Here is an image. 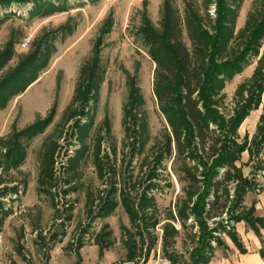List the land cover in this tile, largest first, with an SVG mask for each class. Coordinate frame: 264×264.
<instances>
[{
	"label": "trees",
	"instance_id": "1",
	"mask_svg": "<svg viewBox=\"0 0 264 264\" xmlns=\"http://www.w3.org/2000/svg\"><path fill=\"white\" fill-rule=\"evenodd\" d=\"M244 1L184 0L181 12L173 0H163L160 28H155L147 18L143 20L138 36L155 64L153 93L167 124L161 137L149 148V154L140 160L138 167L144 175L136 178L133 172L126 177L118 174L111 159L116 149L111 154L103 150L106 137L112 136L109 118L102 126L105 135L101 132L90 147L86 144L107 73L101 57L104 39L112 32L115 19L106 22L93 45L91 58L79 69L74 94L61 123L41 148L37 193L50 198L55 209L54 221L60 222L62 228L51 235L48 244L42 238L44 249L50 252L62 244L73 220L74 204L67 203L64 218L57 202L61 182L57 172L60 140L69 126L80 149L74 156L67 154L69 163L65 172L74 171L90 153L98 178L105 186L97 197L87 196L86 216L90 223L77 244L73 240L65 248L77 256V264H82L81 251L90 240L102 254L115 246L116 237L108 223H103L97 233H91L90 228L112 217L120 206L131 223L130 227L126 224L120 227L126 251L122 264H147L158 246L159 228L162 256L169 264H210L217 250L228 249L225 237L234 242L241 254H247L237 232V224L241 222L263 243L259 254L264 260L261 234L264 217L255 215L256 202L250 207L246 204L247 196L257 189L255 176L249 178L244 174L245 167L264 154V0L252 1L244 26L237 29ZM27 4H33L30 18L50 17L68 8V0H0V11H5L0 17V28L14 15L8 12L13 5ZM75 29L71 24L46 33L0 78L1 111L38 81L57 53V43L66 41ZM15 43L10 39L0 50V73L15 59ZM253 65L251 77L238 85L232 102L228 103L227 84ZM128 92L122 109L123 150L130 149L128 166H132L146 151L149 122L144 93L137 79H131ZM261 107L252 140L241 139L240 128ZM55 116L53 107L46 118L23 129L14 123L11 132L0 138V230L12 214L2 200L16 201L22 190L19 185L10 187L15 181H7L5 177L23 166L31 142L45 133ZM244 153L249 155L247 164L243 163ZM167 161H172L173 172L183 187L175 205L163 213L155 192L160 189L159 180ZM255 170L254 175L263 172L264 162L258 163ZM64 183L68 186L70 181ZM72 190L63 194L68 196ZM89 234L92 237L86 241ZM182 235L185 240L180 251L177 245Z\"/></svg>",
	"mask_w": 264,
	"mask_h": 264
},
{
	"label": "rangeland",
	"instance_id": "2",
	"mask_svg": "<svg viewBox=\"0 0 264 264\" xmlns=\"http://www.w3.org/2000/svg\"><path fill=\"white\" fill-rule=\"evenodd\" d=\"M173 1L176 7L183 12L184 0ZM252 1H244L237 29L244 26ZM162 4L163 0H68L66 12L56 13L50 17L34 16L32 18L29 12L33 4L13 5L8 10L14 15L7 18L0 28V50L10 39H14L16 42L15 59L0 73V78L31 51L34 41L46 33L55 32L71 24L75 25L76 29L66 41L57 43V53L38 81L23 95L14 99L5 111L0 110L1 138L11 132L14 123L19 129H23L46 118L51 109L56 107L53 123L44 134L31 142L27 161L18 171L5 177L7 181H15L14 184H10V187L19 185L22 190L19 194L20 198L16 201H11L9 198L2 200L6 203V209L12 210V214L5 219L0 230V264H77L78 262L77 256L67 252L65 248L73 240L77 244V240L90 223L86 216L87 196L92 194L93 197H97L105 186L98 178L90 153L80 160L74 171L65 172L64 168L69 163L67 154L74 156L77 149H80V143L72 137L71 128L66 126L63 138L60 140L61 150L57 164L58 177L61 179L60 187L57 189L60 193L57 202L64 218L67 215L65 212L67 207L74 204L73 220L70 224L67 223V236L63 243L56 245L48 252L42 247L45 243L42 238H45L48 244L51 235L62 231V228L60 222L54 221L55 209L50 198L45 195L39 196L37 193L40 152L45 140L54 134L61 123L63 113L73 97L79 69L91 58L93 45L110 18L115 19L114 27L112 32L105 37L101 52L107 73L101 88L100 101L94 116L95 121L89 131L86 144L90 147L95 136L101 132L105 135L102 126L105 119L109 118L112 124V136L106 137L103 150L105 149L110 154L113 149L117 150L116 155L111 154V159L114 160L120 176L126 177L131 172L134 178L144 175L138 167L140 160L149 154V148L156 139L161 137L167 123L159 111L160 108L153 93L155 64L148 56L147 49L138 36V30L146 18L155 28H160ZM4 14L5 11H0V17ZM25 40H30L27 47L23 46ZM254 68L255 65L245 69L243 73L234 78V81L227 84L225 93L228 103L232 102L238 85L251 77ZM131 79H137L144 93L149 122V142L144 155L136 158L132 166H128L130 149L123 150L125 133L122 126V109L129 93ZM261 114L262 107L247 118L239 130L241 139L252 140ZM243 155V163L247 164L249 155L248 153ZM260 162L261 164L264 162V154L263 158L255 160L244 169L245 176L249 178L255 176L254 183L257 185L256 191L246 198V204L249 207L255 202L264 200V171L254 175L255 167ZM66 180L70 181L68 186L64 183ZM159 183L160 189L155 194L161 211L165 213L182 195L183 184L173 172L172 161L166 162V170ZM67 189L73 190L65 196L63 192ZM67 203L68 206H66ZM123 209L120 206L112 217L103 222H96L90 228L91 233H97L103 223H108L116 237L115 246L102 254L90 240L81 251L82 264H122L124 262L126 251L121 243L120 227L125 224L130 227L131 223ZM157 234L160 240L147 264H169L162 256V230L160 228ZM91 237L90 234L87 235L86 241ZM227 239L225 237V241ZM183 240H185L184 235L178 240L177 249L180 251L183 250ZM215 258V264H245V259L240 257V254L230 251L229 248L217 250Z\"/></svg>",
	"mask_w": 264,
	"mask_h": 264
},
{
	"label": "crops",
	"instance_id": "3",
	"mask_svg": "<svg viewBox=\"0 0 264 264\" xmlns=\"http://www.w3.org/2000/svg\"><path fill=\"white\" fill-rule=\"evenodd\" d=\"M255 208H256L255 215H257V217H264V200L262 202H256ZM237 232L241 238V241L243 242L245 249L248 251V253L241 254L239 250L234 246L233 244L234 242H232L228 238L226 240L227 241L226 243H227L229 250L232 252H236L237 254H240V257L245 259V264H264V260L261 258L259 254V251L262 248L263 243H261L260 239L256 236L254 231H252L251 228L247 227L245 222H241L237 224ZM261 234L264 240V230L261 231ZM215 259L216 258H214L210 264H215L214 262Z\"/></svg>",
	"mask_w": 264,
	"mask_h": 264
},
{
	"label": "built area",
	"instance_id": "4",
	"mask_svg": "<svg viewBox=\"0 0 264 264\" xmlns=\"http://www.w3.org/2000/svg\"><path fill=\"white\" fill-rule=\"evenodd\" d=\"M29 43H30V40H25L24 43H23V46L27 47L29 45Z\"/></svg>",
	"mask_w": 264,
	"mask_h": 264
}]
</instances>
